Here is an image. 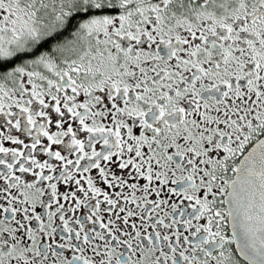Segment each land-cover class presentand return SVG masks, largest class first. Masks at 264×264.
<instances>
[{
  "label": "snow or ice",
  "instance_id": "1",
  "mask_svg": "<svg viewBox=\"0 0 264 264\" xmlns=\"http://www.w3.org/2000/svg\"><path fill=\"white\" fill-rule=\"evenodd\" d=\"M0 264H264V0H0Z\"/></svg>",
  "mask_w": 264,
  "mask_h": 264
}]
</instances>
